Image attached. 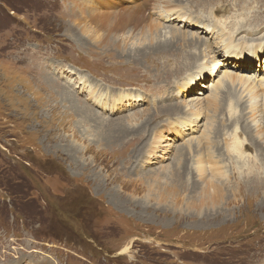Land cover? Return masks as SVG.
Returning <instances> with one entry per match:
<instances>
[{
    "label": "rangeland",
    "instance_id": "rangeland-1",
    "mask_svg": "<svg viewBox=\"0 0 264 264\" xmlns=\"http://www.w3.org/2000/svg\"><path fill=\"white\" fill-rule=\"evenodd\" d=\"M143 1L0 0V264H264V191L250 196L254 182L224 160L194 174L200 187L183 178L196 173L198 143L202 165L216 148L232 158L228 104L248 105L241 123L257 140L263 106L252 112L250 99L264 93V0H184L204 25ZM214 2L227 13L213 16ZM242 11L257 22L226 46L208 23L232 27ZM158 22L209 48L185 41L138 61V48L170 39V28L153 37Z\"/></svg>",
    "mask_w": 264,
    "mask_h": 264
},
{
    "label": "bare ground",
    "instance_id": "bare-ground-1",
    "mask_svg": "<svg viewBox=\"0 0 264 264\" xmlns=\"http://www.w3.org/2000/svg\"><path fill=\"white\" fill-rule=\"evenodd\" d=\"M145 1H143V2H145ZM179 1H182V2H179ZM209 1L210 0H208L207 3ZM217 1H219V0H217ZM143 2H141V3H143ZM163 2L164 1H162V0H161V2L158 1V0H153L152 2H150L152 5H154L153 6V8L155 7L154 9H157V10L160 11L159 15H162L161 11L170 13V12H172V9H174V8L177 9V7L181 8L182 11L186 10L188 12H192L193 13V11H190L187 8H183L184 0H165V3H163ZM210 2H212V1H210ZM207 3L205 4L206 6H207ZM214 5H215L214 7L213 6L211 7V13H212L213 16L214 15L215 16H217V15L221 16L222 14H226L227 13L228 10H227V8L224 7V5H222V4L220 5L219 2L218 3L214 2ZM184 6H186V5H184ZM237 6H238V4H237ZM241 6H243V5H241ZM139 9H140V7L136 6L134 11H133L135 16L137 17V19H138V10ZM192 13L189 14V15H191V16H189V15L186 14V12L183 11L182 14H179L178 16L181 17V18H184V19L192 18L193 20L196 21L195 23H199L200 20H201L202 25H204V23L202 21V18L198 17V16H195ZM236 18L237 19L234 20V25L232 27H228L226 24H223L222 25L223 27L221 26V24H220V26L219 25L217 26L214 22H212V23H214L213 25H212V23H208V22H206V23H208V24H210L212 26V30L213 31L218 32L219 30H221L222 38H223V40L225 42H227L226 46H229V45L231 46V45H233L236 42V40L234 39L233 33H235L237 30H241V29L245 28V25L246 26L247 25H252L253 23L257 22V19H258L255 16V13L250 12V11L248 13H243V11H242ZM183 20H181V22ZM184 21H185V23H189L190 22L189 20L188 21L184 20ZM260 23L258 22L257 24H260ZM186 25L188 26V24H186ZM167 28H170V30L168 32H166V34L169 35L167 37H169L170 39L168 41H167V39H165V40H157L156 42H154L152 44L145 45V46H143L141 48H138V50H137V52H138V61H141V59L143 60L145 58H158V56L160 54H162V52H167L171 48V46L173 44H174V46L177 43H180L181 45H183V44H185V41L190 45V47L193 45V47L191 48L193 50L195 48L200 49L203 45H205V47L209 48L208 45H209L210 42L207 41V38L205 40L204 38H202V39L201 38H197V36H195V35L194 36L191 35L192 37H190L189 36L190 32H186V31L182 32V29L180 30V29L175 28V27L166 26L162 22H158V25L156 26V30L153 32V34H154L153 37L155 39L161 37L162 33H163L162 30L163 29H167ZM234 30H236V31H234ZM202 32H205V31H202ZM150 34L152 35V33H150ZM230 36H231V38H230ZM196 38L200 40L197 43H195ZM252 39H255L253 37V35H252ZM261 50H262V48L259 49V50H256L255 51V53H256L255 55H258V53L260 54ZM198 56H197V54H195L192 51L191 54L188 55L187 59H189L191 63L194 62V64H195V63H198L200 61V55L198 54ZM238 57L239 56H236L237 59H239ZM145 60H147V59H145ZM249 62L252 63L253 62L252 59H250ZM194 64H192V65H194ZM191 67H193V66H191ZM244 71H246V70H244ZM231 76H236V74H229L228 73V74L224 75V78H226L232 84H234L237 81L242 86H247V85L249 86V84H248L249 80L248 79H244L243 78L244 76H241V75H239L237 77H231ZM235 78L237 80H235ZM190 79H191V77H190ZM258 86H260V87L264 86V81H260V85H258ZM217 91L218 90H216V92ZM252 91H253L252 88L248 89V93L252 92ZM212 94H215V93L212 92ZM251 96H252V98L257 99V97L259 95H256V94L252 93ZM249 97H250V95H249ZM99 98H106L107 99V95H105V96L101 95V96H99ZM252 98L250 99V100L254 101L253 105L251 106L252 112L258 111V106L259 105L263 106V107L260 108V109H262L261 113H259V115L261 117L260 125L262 127L259 126V125H256V128H257L256 129V131H257L256 136H257V140L260 141V143L252 136L251 129L247 128L245 125H243V123H241V117L243 115H245V113H246V115L248 113H250L249 111H247V110H249L248 109V105H246V103H244V102H239V101H236L234 103L232 102V103L228 104V106H229V115H230V118L228 117L229 118V120H228L229 124L228 123L224 124L223 125L224 127H222V128L225 131L224 135L227 136V138L229 139V141L225 142V146L232 153V158L229 157V159H227V160L225 158H222L221 155H222L223 149H222V152H221L220 149L216 148V151H213L210 154L211 163H209V166L202 165L203 161H201V149H200V145L201 144L198 143L197 144V151L199 152V160H198L197 163H192L191 164L192 167L196 168V173H194L193 170H187V171H184V173H183V178H185V177L187 178V182H188L189 185H194V184H196L197 186L200 185L199 180H197V181L195 180L194 174L202 176V173H204V171H206V168L209 169L208 170V173H209V171L211 172V171H213V169H216L218 167H224L226 164L229 165L230 163L234 162L235 163L234 164L235 168L237 170H239V171L244 173L242 175L245 176V179L243 180L245 182V184H246L245 186L247 187L250 184H252V182H254V185H255L254 191H250V196L252 194H254V193H258V192L264 191V188H260V187L257 188V186H256L257 184H259L261 187H264V157H263L262 151H261V148H264V93H263L262 102L261 101L258 102L257 100H254ZM258 100H259V98H258ZM257 103H259V104L256 106ZM103 104H105V103H103ZM180 110L183 111V109H180ZM238 110H240V112H241L240 115L237 114ZM253 116H254V114H253ZM245 121H247V120H245ZM230 127H231V130L229 129ZM249 127H251V126H249ZM219 128H221V127H219ZM250 132H251V134H250ZM218 134H220L219 131L216 132L215 137H218L219 136ZM244 137H246V138H244ZM188 147H189L190 150L194 149V146H192L190 144L188 145ZM249 150H251L252 153H250ZM219 152H221V154ZM184 154H185L184 151H182V152H180L178 154V157H177V159H176V161L174 163V166H173L174 173H171V174L167 173L163 177V179L165 180V182H166V184L168 186H176L177 185L174 182H178V179H179V176H180V173H181L180 172L181 162H182V160L184 158ZM235 154H236V156H235ZM222 160L225 161V165L224 164L223 165H219L218 164ZM252 161H255V164ZM232 167H234V166H232ZM166 170L169 171L170 167H168ZM176 170H178V171L175 172ZM254 175L258 176V178L256 177L257 179L256 178L253 179L251 176H254ZM190 176H192V182H191ZM225 179H227V172H225ZM228 183H229V180H227L226 184L228 185ZM237 189H238V192L245 191V190H240L239 188H237ZM247 190H248V188H247ZM217 192H218V189H216V193ZM211 201H212V204L215 205V201L216 200H215L214 197H212Z\"/></svg>",
    "mask_w": 264,
    "mask_h": 264
},
{
    "label": "trees",
    "instance_id": "trees-1",
    "mask_svg": "<svg viewBox=\"0 0 264 264\" xmlns=\"http://www.w3.org/2000/svg\"><path fill=\"white\" fill-rule=\"evenodd\" d=\"M30 181H31V180L29 179L28 182H30ZM8 188H9V187H8ZM9 189H10V188H9ZM13 190H14V189H10L11 193H12V194H16V192L13 191ZM9 193H10V192H9ZM11 193H10V194H11Z\"/></svg>",
    "mask_w": 264,
    "mask_h": 264
}]
</instances>
